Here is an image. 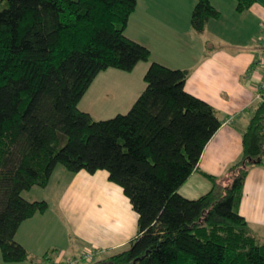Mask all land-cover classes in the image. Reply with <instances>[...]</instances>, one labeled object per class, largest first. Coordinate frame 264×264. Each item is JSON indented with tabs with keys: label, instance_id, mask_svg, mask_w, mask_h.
Listing matches in <instances>:
<instances>
[{
	"label": "trees",
	"instance_id": "16d2710c",
	"mask_svg": "<svg viewBox=\"0 0 264 264\" xmlns=\"http://www.w3.org/2000/svg\"><path fill=\"white\" fill-rule=\"evenodd\" d=\"M243 11L255 0H236ZM137 0H0V250L34 263L16 239L47 200L24 192L68 172L106 170L138 214L128 244L92 264H264V240L240 213L249 168L264 158V98L242 132L243 153L227 183L199 170L222 125L208 101L185 88L189 71L149 65L129 111L95 120L79 103L108 68L132 71L151 50L125 33ZM220 11L197 0V32ZM264 96V88L261 90ZM199 170L212 182L196 199L179 193ZM55 250L42 258L51 261ZM95 258V257H94Z\"/></svg>",
	"mask_w": 264,
	"mask_h": 264
},
{
	"label": "crops",
	"instance_id": "0c3cea01",
	"mask_svg": "<svg viewBox=\"0 0 264 264\" xmlns=\"http://www.w3.org/2000/svg\"><path fill=\"white\" fill-rule=\"evenodd\" d=\"M179 2L181 0H153L152 7L148 9L145 5L141 6L140 0H137L138 34L154 36L160 43L158 46L166 52L162 56L170 54L177 59V63H172L176 65L168 66L189 71L185 84L186 90L208 101L216 109L222 125L206 145L199 161V170L218 176L220 181L227 183L230 167L242 156V132L249 124L253 112L251 107L255 99L248 98L247 93L249 90L259 92L264 82L263 68L257 54H251L242 65L237 58L238 55L234 54L237 45L233 43L229 44V49L223 50L225 53L230 52L223 59H220L221 56H215V50L212 49L214 46L208 47L207 43L199 47L185 45L191 43L197 36L192 35L190 30L189 6L186 11L176 10L179 9L177 6ZM247 9L255 17L261 18L260 22L264 24V8L257 3V0ZM207 24L205 30L198 34L205 33ZM173 35L180 40L181 46L170 45L169 40ZM127 36L137 41L133 36ZM212 40L213 38L208 36L203 41ZM138 42L150 46L152 55L149 61L143 62L144 64L139 62L136 67L144 65L140 67L147 70L154 60L167 62L159 55L156 59L153 58V54H156L154 47L140 39L139 35ZM164 45H170L171 48L164 49ZM255 61L257 64L252 65L251 62ZM102 72L98 74L89 89ZM246 72H248L247 77L242 80V86L240 85L242 92H238L235 87L240 97H234L233 92L226 88L227 84L229 81L232 84L239 82L242 74L245 76ZM209 83H214L216 87L209 88L207 85ZM217 83L222 85H216ZM204 89L205 91H202ZM81 109L90 113L88 108ZM262 163L249 168L239 209L260 240H264V168L261 166ZM199 170L194 171L179 188V193L184 197L196 199L210 190L211 180ZM48 186L32 187L25 191L24 195L29 200L48 201L49 197L47 199L39 192V189L47 191ZM55 198L58 208L54 209L52 203L48 201V209L44 213H37L23 221L15 236V239L28 250L30 258H34V262L46 261L42 257L51 250H55L52 259L59 257L63 261L66 251L73 253L75 247H85L89 250L96 248L99 252L95 257L105 259L111 253L125 247L136 236L138 214L122 187L109 180L106 170H98L95 173L86 170L73 174L66 173L62 188L56 193ZM45 230H48V235L44 234ZM62 233L67 237V242H63L66 244L64 249L55 241L57 236L63 235ZM48 238L52 240L49 243ZM2 258L0 254V262Z\"/></svg>",
	"mask_w": 264,
	"mask_h": 264
},
{
	"label": "rangeland",
	"instance_id": "374dc122",
	"mask_svg": "<svg viewBox=\"0 0 264 264\" xmlns=\"http://www.w3.org/2000/svg\"><path fill=\"white\" fill-rule=\"evenodd\" d=\"M152 1L153 0H140L141 6L145 5L149 9V7H152ZM210 1L220 11L219 16L210 18L207 24L206 31L202 34H198V32H196V30L192 26L190 18V30L192 31V35L195 34L197 37H194L191 43L185 45L199 47L200 45H204L207 43L208 47L214 46L212 49L215 50V56H221L220 59H223L225 56H227L228 53H230H225L223 50L229 49V44L233 43V45H237V50L234 51V54L238 55L237 58L242 65L246 62V58L251 56V54H257V56H260V54L264 55V24L260 22L261 18L255 17L252 12L248 9L243 11L237 10L236 0ZM196 2L197 0H181V2L177 4L179 9L176 10L186 11L189 6L190 17H192V12ZM257 3L264 8V0H257ZM125 31L127 35L133 36L135 39H137V41L139 35L140 39L146 41L147 43H150L154 47V53H156L153 54V58L156 59L157 55H159V57H164L165 61H167L165 62L166 65H176L172 64L177 63V59H175V57L173 58L172 56H170V54L162 56L165 55L166 52L158 46L160 43L157 41V39L154 38V36H152L151 34H138V3L136 9L129 18V23ZM218 34L222 35L219 36ZM208 36L212 37L213 40L204 42L203 40H206ZM170 38V45L175 44L176 46H181V42L179 39L176 38V36L173 35ZM170 45H164L163 48H171ZM220 46L222 47L219 48ZM143 62L145 61H142L141 64H144ZM251 64L255 65L257 63L255 61L253 63L251 62ZM140 66H137L132 71H124L116 68H109L106 71H103L99 75L95 83L92 85V87L89 89V91L82 98L79 103V107L88 108L90 114L95 120L108 119L113 117L117 113H126L127 111H129L135 100L138 98V96L146 86L144 75L146 73L145 71L147 70H144V67L141 68ZM256 67H258V65H256ZM247 73L248 72H246L245 76L244 74H242V77L239 82H234V84L230 83V81L228 82L226 88L233 92L232 94L234 97H240V94L238 92H242V80L247 77ZM207 85L209 88L216 87L214 83H209ZM216 85L222 84L217 83ZM235 87H237L238 92L235 91ZM202 91H205V89ZM258 94L259 92H256V90L255 92L249 90L247 93L248 98L255 99L251 107V109L253 110L259 102ZM234 104L236 103L234 102ZM218 105L220 106V104ZM261 166L264 168V158ZM65 172L69 173L63 166H58V168L53 174L52 180L49 184L50 186L46 188L47 191H44V189H39V192L43 195V197L47 199L49 197L48 201L52 203V207L54 209L58 208L55 202V197L56 193H58L62 188V182L64 181V177H66ZM47 231L48 230H45L44 234L48 235ZM62 234L63 235L61 236H57L55 241H57L61 245L60 247L64 249L66 247V244L63 242H67V237H65L64 233ZM47 241L49 243L52 240L48 238ZM91 249L93 250V248ZM94 250H96V248H94ZM88 251L89 248L75 247L73 253L66 251V256L64 258L65 260L61 261L59 257H56L52 259L50 263L92 264L94 262H99L103 259L100 257H95L92 260H80L79 258L82 257L83 254ZM0 254L2 256L1 250ZM101 257H103V255ZM74 260L75 263H73ZM78 261L81 263H79ZM0 264L9 263H6L2 258Z\"/></svg>",
	"mask_w": 264,
	"mask_h": 264
},
{
	"label": "built area",
	"instance_id": "2783aa9c",
	"mask_svg": "<svg viewBox=\"0 0 264 264\" xmlns=\"http://www.w3.org/2000/svg\"><path fill=\"white\" fill-rule=\"evenodd\" d=\"M258 61L261 63L262 65V68H263V72H264V55L260 54V56H258ZM264 88V82L262 83L261 87L259 88V94H258V98L259 100H262L264 98V96L262 95V92L261 90ZM99 252V250H89L88 252L84 253L82 257H80L79 259H88V260H92L96 254ZM87 260V261H88ZM75 263V260L74 262ZM27 264H30V263H27ZM32 264H53V263H50V261H37V262H34Z\"/></svg>",
	"mask_w": 264,
	"mask_h": 264
}]
</instances>
